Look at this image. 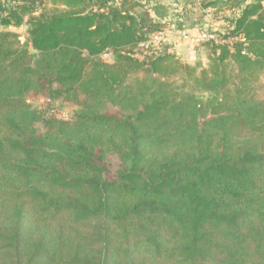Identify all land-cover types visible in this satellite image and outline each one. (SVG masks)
Here are the masks:
<instances>
[{
  "label": "trees",
  "instance_id": "obj_1",
  "mask_svg": "<svg viewBox=\"0 0 264 264\" xmlns=\"http://www.w3.org/2000/svg\"><path fill=\"white\" fill-rule=\"evenodd\" d=\"M151 1L0 2V264H264V0H199L205 67L135 56Z\"/></svg>",
  "mask_w": 264,
  "mask_h": 264
},
{
  "label": "rangeland",
  "instance_id": "obj_2",
  "mask_svg": "<svg viewBox=\"0 0 264 264\" xmlns=\"http://www.w3.org/2000/svg\"><path fill=\"white\" fill-rule=\"evenodd\" d=\"M3 0H0L2 2ZM153 2L159 3V11L165 12L162 16L164 25L170 29V41L165 42L164 44H155L147 45L146 43L142 46H138L135 49V56L139 59H146L150 55L156 54L160 51L162 46H173L174 41H184L179 32L188 31L191 32L192 29L196 31L207 30L208 32H223L228 27V22L225 19L226 17L232 16V12L226 10H214L212 8H204L201 6L199 0H153L148 4L145 3L149 12L152 14L151 6ZM46 8L51 9L50 4L45 5ZM135 9H139L136 7ZM4 28L0 26V30ZM7 30L16 32L18 35L19 42L26 47L28 50H31V45L28 41L27 27L21 25L19 27L6 28ZM189 42L188 40H186ZM191 44V42H189ZM190 51H193V57L176 54L173 52L182 62L195 65L199 63L201 66L205 67L208 63L207 53L208 45L205 41L191 44ZM99 58L106 62L113 61V54L111 51L107 50L103 52ZM28 101L35 107L41 108L42 110L48 112H54L56 116L63 118H70L74 111L77 109L75 104H72L63 99L49 100L46 96L41 94L29 93L27 96Z\"/></svg>",
  "mask_w": 264,
  "mask_h": 264
},
{
  "label": "built area",
  "instance_id": "obj_3",
  "mask_svg": "<svg viewBox=\"0 0 264 264\" xmlns=\"http://www.w3.org/2000/svg\"><path fill=\"white\" fill-rule=\"evenodd\" d=\"M180 37L183 40H188L192 45L207 41L210 39H216V35L212 32H208L206 29L196 32L181 31L179 32ZM170 29L164 26L162 29L150 33L145 42L140 43L138 46H142L146 43L147 45L164 44L170 40Z\"/></svg>",
  "mask_w": 264,
  "mask_h": 264
},
{
  "label": "crops",
  "instance_id": "obj_4",
  "mask_svg": "<svg viewBox=\"0 0 264 264\" xmlns=\"http://www.w3.org/2000/svg\"><path fill=\"white\" fill-rule=\"evenodd\" d=\"M9 28H13V27H9ZM15 28V27H14ZM191 32H195V29H192ZM169 49L172 50V52H175L176 54H181V55H185L187 57L191 56L193 57V51H190L191 48V44H189V42H187L186 40L181 41H174L173 42V46H169Z\"/></svg>",
  "mask_w": 264,
  "mask_h": 264
}]
</instances>
